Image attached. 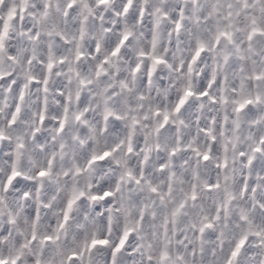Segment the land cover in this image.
I'll return each mask as SVG.
<instances>
[{
	"label": "snow or ice",
	"instance_id": "6c2138e0",
	"mask_svg": "<svg viewBox=\"0 0 264 264\" xmlns=\"http://www.w3.org/2000/svg\"><path fill=\"white\" fill-rule=\"evenodd\" d=\"M111 3L0 0V112L8 109L9 128L18 119L38 116L35 138L41 139L37 133L50 121H55L50 131L62 136L72 95L61 80L50 89L53 76L59 75L57 65L68 62L66 53L72 51L73 41V62L82 60L81 48L89 33H95L88 52L98 55L102 46L111 49L97 65L99 76L110 58L130 43L131 32L125 28L113 46L114 21L121 16L141 24L153 17L149 50L138 53L141 61H150L145 77L150 86L153 74L166 64L158 54L161 21L169 26V45L178 54L187 45L190 53L178 70L192 76L211 61V71L204 72L198 92L185 87L171 110L157 106L152 111L153 119L160 120L146 139L170 138L164 151L159 142L142 146L135 139L139 121L131 118L126 150L136 153L138 166L132 169L117 160L123 171L111 190L87 196L72 187L66 199L58 201L56 195L42 199L35 182L51 179L54 157L34 176L21 178L19 150L24 143L15 145V160L0 149V165L11 160L7 175L0 179V224L5 223L3 206L10 209L8 226L0 228V264H253L254 252L264 264V0H155L157 6L147 12L134 6V0H120L108 9ZM106 9L107 15L102 11ZM17 64L27 67L23 76L11 67ZM34 64L39 78L32 74ZM142 67L136 64L133 74ZM67 71L80 75L72 67ZM33 90L34 113L25 110ZM53 95L59 108L50 117ZM193 98L201 102V109L211 106L203 118L196 115ZM83 115L76 114L75 120ZM112 115L108 111L105 121ZM173 117H181L180 125L192 121L193 134L179 133ZM125 118L117 115L115 121ZM143 119L147 121L148 115ZM5 140L0 127V145ZM124 146L121 139L101 154L92 151L87 169L110 160ZM82 171L74 165L75 175ZM121 184L131 187L122 190ZM85 199L106 207L89 216L81 211Z\"/></svg>",
	"mask_w": 264,
	"mask_h": 264
},
{
	"label": "clouds",
	"instance_id": "9594fccd",
	"mask_svg": "<svg viewBox=\"0 0 264 264\" xmlns=\"http://www.w3.org/2000/svg\"><path fill=\"white\" fill-rule=\"evenodd\" d=\"M119 3L120 0H112V3L107 8L111 9L113 6H118ZM134 6L142 7L147 12L157 5L155 0H134ZM102 11L107 15V9ZM152 22L153 17L150 15L146 17V22L143 24L124 16L114 21L115 27L112 29L114 34L113 46L118 42L120 34L125 28L131 32L130 43L124 46V50L119 56L110 58L109 63L103 66V71L99 76H97V65L105 56H110L111 49L102 46L98 55L89 53L87 45L90 43L91 37L95 35V33L90 32L89 37L84 42V46L81 48L83 59L76 63L73 62L76 41H73V44L69 46L72 51L66 53L68 62L64 66L57 65L56 72L59 75H54L50 83V89H52L55 87L57 80L63 81L65 92L70 91L72 95V102L68 105V124L66 132L62 136H57L53 131H50V129L55 127V121H50L40 133H37V136L41 138L37 139L33 136V130L40 127L38 116H30L27 121L18 119L17 125L9 128L7 126L8 109L0 112V127L3 128L6 137V140L0 145V149L10 153L11 160H15L17 153L15 145L21 142L25 145L24 149L19 150L20 165L18 170L22 173L21 178L34 176L41 167H47L48 160L54 157L51 179L35 182L42 199L53 195L58 197V201L66 199L72 187L84 191L87 196L113 189L123 171L122 166L116 164L117 160H120L122 164L126 163L129 168L135 169L138 166L139 157H137L135 152L129 155L126 150V137L131 131L129 125H131L133 116L139 121L135 128V139L139 140L142 146L145 142L153 145L159 142L161 150L164 151L166 149L170 138L153 135L147 136L146 139V134L160 120V118L153 119L152 111L157 106L161 110L164 108L171 110L183 94L185 87L190 86L194 92H198L204 72H210L212 65L211 61L207 63V67L202 64L200 69L192 76H189L186 70L183 72L179 71V63L182 59L186 61L190 53L187 51V45L181 46L184 51L180 54L169 45L167 37L169 26L166 21H161L158 29L160 35L158 54L164 57L166 64L159 66L156 73L153 74L150 86L145 79L150 61H141L138 53L141 49L149 50L151 39L149 28ZM89 24L91 25V20ZM107 34L109 33L105 35ZM73 35L77 34L73 33ZM71 38L69 36V39ZM39 54L37 53V55ZM141 63L143 64L141 70L133 74L135 65ZM11 67L19 76H23L27 72V67H22L19 64ZM69 67L75 68L80 73L79 77L69 73L67 71ZM37 68L38 65L34 64L32 74L39 78L40 73ZM3 70L7 73L9 66L5 65ZM69 79H71V83H68ZM80 79L84 80L83 85L80 84ZM121 82L127 84V88L122 87ZM161 82L163 87H161ZM36 95V91L33 90L32 96L27 98L26 111L32 113L36 111L35 104L30 103ZM141 95L145 97L144 100L139 99ZM190 103L196 104V115L201 118L206 115L211 107L208 106L205 109H201L199 107L201 102L196 101L194 98ZM58 108L59 102L55 100L53 95L49 102L50 117L55 115L53 110ZM108 111H111L113 115L106 122L104 118ZM81 112L84 115L80 121H76L75 115ZM145 114L149 117L147 121L143 119ZM117 115L126 116L127 118L115 121V116ZM180 118L173 117L177 131L184 136L190 137L194 132L193 122L186 121V126L180 125L178 123ZM121 139H125V146L115 153L110 160L97 163L90 170L87 169V159L90 158L92 151L101 154L105 150H110ZM61 143L65 144L64 148L60 147ZM153 155H155V152H153ZM11 160H5L0 165V179L7 175L8 165ZM74 165L79 166L83 170L79 176L74 174ZM65 171L69 173L68 177L64 176ZM41 183L44 185L43 188L39 187ZM89 185H91V191H89ZM121 187L122 190H126L131 186L121 184ZM105 207L104 202L92 203L85 199L81 206V211L95 217L97 211L103 212ZM9 210L8 205L5 204L3 206L5 223L0 224V228L8 226L6 219ZM251 259L253 264H259L260 257L255 252L252 254Z\"/></svg>",
	"mask_w": 264,
	"mask_h": 264
}]
</instances>
